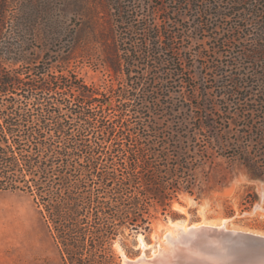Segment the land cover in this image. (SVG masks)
Returning a JSON list of instances; mask_svg holds the SVG:
<instances>
[{"label": "trees", "instance_id": "1", "mask_svg": "<svg viewBox=\"0 0 264 264\" xmlns=\"http://www.w3.org/2000/svg\"><path fill=\"white\" fill-rule=\"evenodd\" d=\"M14 2L0 0V192L32 196L63 264H115V239L125 229H149L151 207L164 213L180 193L199 199L227 178H215L217 156L236 159L251 178L264 179L262 129L256 133V149L229 145L233 152L228 154L218 146L215 154L207 147L187 145L182 121L172 119L171 125L156 118L176 112L161 102L167 95L159 92H170L169 85L177 83L193 86L187 42H204V34L214 40L215 50L211 66H204L208 77L202 76L201 98L207 101L206 93L215 91L216 98L233 97L244 104L242 111L250 116L263 112L264 91L257 95L253 87L264 84V72L259 71L264 67L259 65L264 61V9L242 6L245 0H170L171 13L189 23L178 27L180 21L172 22L164 9L162 24L147 20L162 4L103 0L108 16L123 25L115 44L104 51L103 61L123 77L121 87L110 89L114 107H105L109 97L84 91L71 73L63 77L60 70L53 76L42 68L32 69L34 75L27 77L28 71L20 70L27 49L19 31L38 13V6ZM234 17L249 20L236 28L237 35L215 33L221 21ZM186 30L190 33L185 36ZM248 35L253 36V47L239 56L238 72L232 75L229 69L235 63L217 58L223 47ZM200 50L196 55L207 59ZM189 98L192 102L194 97ZM249 102L259 108L248 107ZM208 104L215 103H195L205 115H196L200 121L194 130L214 127L202 119L210 120ZM211 179L216 183L207 185ZM249 194L244 198L250 196L252 204L256 193Z\"/></svg>", "mask_w": 264, "mask_h": 264}, {"label": "rangeland", "instance_id": "2", "mask_svg": "<svg viewBox=\"0 0 264 264\" xmlns=\"http://www.w3.org/2000/svg\"><path fill=\"white\" fill-rule=\"evenodd\" d=\"M14 1L13 4L16 3ZM31 1L38 6V13L30 15L29 23L23 26V31H19L27 49V59L19 66L20 70L28 71L27 77L34 75L32 69L42 68H47L49 75L53 76L60 70L63 77L71 73L75 81L84 86V91L95 93L93 95L96 97H100L99 93L104 94L105 98L109 97L105 107H114L115 97H111L110 89L121 87L123 77L114 75L110 66L103 61V57L104 51L115 44L123 25L108 16L103 0H25V3ZM169 1L145 0L149 5L162 4L158 11L154 10L151 17L146 16L147 20L162 24L161 13L164 12H161V9H164L165 15L170 13L172 22L180 21L178 27L188 26V21H184L186 19L175 12L171 13ZM248 5L264 9V0H245L242 4L245 7ZM41 10H47V13ZM260 20L264 21V14ZM248 21L237 17L223 20L215 33L226 37L234 31L233 34L237 35L236 28L246 25ZM187 31L184 32L185 36ZM208 35L201 36L204 42L196 40L187 42L186 63L193 75L191 80L193 86L177 83L169 85L170 92H159L167 95L161 102L166 103L168 108L173 107L176 112L167 118L161 114L156 118L167 119V124L172 119L182 121L183 126L185 125L183 129H187V132L182 134L183 141L191 148L207 147L215 154L220 152L218 146L223 147L224 153L228 154L233 152L229 145L249 144L256 149L259 143L257 131L259 133V129H262L264 135V109L263 112H255L250 116V113L242 111L244 104H239L233 97L216 98L215 91L206 93L207 101L201 98L202 76L208 77L204 66H211L209 57L215 50L214 40L209 39ZM252 38L253 36L248 35L241 38L242 40L235 41L233 45L222 48L223 52L217 59L221 62L235 63L229 69L232 75L238 72L239 56L253 47ZM200 47L202 55H207V59L196 55ZM232 55L238 59L233 60ZM259 65L264 66V61ZM247 69L251 71V68ZM259 71L264 72V67ZM253 88L254 93L260 95V91H264V84H255ZM189 96L194 97L192 102ZM195 103H215L208 104L205 110L210 120L202 118L212 123L213 128L194 130V125L200 121L195 120L196 115H205L204 111L195 109ZM252 105L259 108L252 103L248 107ZM107 112L111 114V111L106 109L105 113ZM169 113H172V110H169ZM218 114L228 120L227 124L217 116ZM174 128L177 129L176 124ZM262 146L264 147V141ZM215 159L220 168L215 178L220 179L223 175L227 178L221 184H216L214 188L202 193L199 199L186 192L180 193L164 213L160 208L151 207L149 229L140 228L138 231L125 229L124 233L115 239L112 246L115 264H120L124 258L153 256L164 248L165 234L169 229L176 230L177 226L182 225L187 227L195 223L208 224L264 236V179L251 178L245 166L236 159L225 156H217ZM215 183L214 179H211L207 185ZM247 192L249 195H252V192L256 193V199L252 204L249 202L250 196L244 198ZM0 264H63L45 217L28 193L0 192Z\"/></svg>", "mask_w": 264, "mask_h": 264}, {"label": "water", "instance_id": "3", "mask_svg": "<svg viewBox=\"0 0 264 264\" xmlns=\"http://www.w3.org/2000/svg\"><path fill=\"white\" fill-rule=\"evenodd\" d=\"M120 264H264V236L191 224L167 236L165 247L153 256L140 255Z\"/></svg>", "mask_w": 264, "mask_h": 264}, {"label": "bare ground", "instance_id": "4", "mask_svg": "<svg viewBox=\"0 0 264 264\" xmlns=\"http://www.w3.org/2000/svg\"><path fill=\"white\" fill-rule=\"evenodd\" d=\"M193 225H199V223H195ZM187 227L182 225V226H177L176 230H171L169 229V231L165 234L166 237V242H167V236H174L176 235V233L180 230V229H186ZM165 247V246H164ZM142 256V255H141ZM128 259V258H124L123 260Z\"/></svg>", "mask_w": 264, "mask_h": 264}]
</instances>
